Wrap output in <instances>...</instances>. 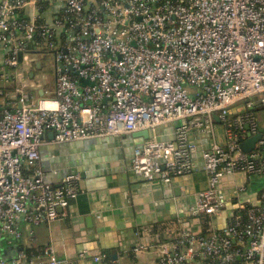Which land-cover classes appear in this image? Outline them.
I'll use <instances>...</instances> for the list:
<instances>
[{"label": "built area", "instance_id": "1", "mask_svg": "<svg viewBox=\"0 0 264 264\" xmlns=\"http://www.w3.org/2000/svg\"><path fill=\"white\" fill-rule=\"evenodd\" d=\"M44 1L47 22L38 16L43 0H0V240L19 238L21 221L66 219L80 191L76 174L46 182L39 165L46 133L63 144L147 130L130 159L144 182L170 184L191 174L200 152L208 187L187 209L190 219L220 215L230 201L226 178L262 179L257 200L237 202L223 227L210 224L202 235L181 220L159 245L160 264H264V130L250 112H264V0ZM42 55L53 61L52 90L27 88L21 70L27 56L33 64ZM234 107L239 114L229 126ZM167 126L173 138L161 139L158 131ZM193 132L208 134V145L199 150ZM257 133L255 148L242 152L240 144ZM234 188L238 199L245 189ZM151 247L137 241L134 251ZM79 260L46 250L10 258L0 252V264Z\"/></svg>", "mask_w": 264, "mask_h": 264}, {"label": "crops", "instance_id": "2", "mask_svg": "<svg viewBox=\"0 0 264 264\" xmlns=\"http://www.w3.org/2000/svg\"><path fill=\"white\" fill-rule=\"evenodd\" d=\"M1 57L0 53V60ZM41 60L37 61L39 69L36 68L37 62L29 67L22 66L21 70H25L30 81H26L27 88L32 89L30 85L39 84L35 81L36 74L47 67ZM238 111L236 107L230 110L229 121L236 118ZM258 119L260 129L264 130V117L259 116ZM215 128L217 141L223 143L222 124L216 121ZM158 134L161 139H172L173 127L161 128ZM52 137V133H46V142L39 150V165L46 182L58 185L62 176L76 174L79 176L80 191L70 201L66 219L39 225L21 221L19 238L0 240V252L4 257L10 258L7 255L12 249L16 250L13 256L28 249L32 252L46 250L58 258L74 262L82 254L79 264H160L159 245L169 233L172 235L175 232V226L182 227L181 220L193 222L191 227L194 231L191 230L202 233V218L190 219L187 216V209L194 205L197 194L208 187L200 152L191 174L163 184L159 180L144 182L131 171L133 150L145 140L134 133L63 144L53 143ZM191 138L199 150L209 142L208 134L193 132ZM236 176L234 181L232 177L223 181V192L230 201L220 215L209 219V225L223 227L234 215L237 202L252 203L257 200L262 179L251 177L253 192L243 200L240 195L246 191L250 178L245 176L243 184L237 183L238 187L244 185L245 189L237 199L233 198ZM137 241L152 247L135 252ZM96 255L101 256L99 262L93 261ZM193 264L202 263L195 260Z\"/></svg>", "mask_w": 264, "mask_h": 264}, {"label": "rangeland", "instance_id": "3", "mask_svg": "<svg viewBox=\"0 0 264 264\" xmlns=\"http://www.w3.org/2000/svg\"><path fill=\"white\" fill-rule=\"evenodd\" d=\"M28 59H29V57L27 56V59L26 60H24V64L23 65H21V66H27V67H29L31 64H30V62L28 61ZM42 59V60H41ZM41 62H42V64L45 66V65H47V67H45L46 68V70L45 71H41V72H39V73H37L36 75V80L35 81H37V83H39L41 86H46V88L47 89H52V87H53V83H54V81L52 82V74H54V71H53V61H52V58H51V56H46V55H42L41 56ZM26 76H27V74H26ZM28 81H29V79L28 78H26ZM30 82V81H29ZM259 116H261V117H264V112L263 113H260V112H258V113H256V117H257V119H258V117ZM215 130H216V128H215ZM246 181V178H245V175L244 174H242V173H239V174H237V176H236V179H235V184L237 185V183L238 184H243L245 181ZM253 179L252 178H250V180H249V183L245 186V188H246V191H244V192H240L241 193V195L240 196H242V199L244 200V197L246 196V195H249L251 192H253V182H251ZM243 187H244V185H243ZM228 188H231V186H229ZM193 224V222L191 223V221H189L188 220V222H187V227L191 230H193V227H191V225ZM194 231V230H193Z\"/></svg>", "mask_w": 264, "mask_h": 264}, {"label": "trees", "instance_id": "4", "mask_svg": "<svg viewBox=\"0 0 264 264\" xmlns=\"http://www.w3.org/2000/svg\"><path fill=\"white\" fill-rule=\"evenodd\" d=\"M39 13H40V15H38V16L40 17L39 20H40L41 22H47V21H48V18L50 17L51 8H47V7H46V1H44V0H43V3H42V9L39 11ZM260 110H261V108H259V109L252 108V109L250 110V112H251L252 114H254V113H258V112H260ZM231 123H232V122L229 121V122H228V125H229V126L232 125ZM228 125H227V126H228ZM242 214H243V213H242ZM242 217H243V215H242ZM208 221H209V218H208V217H203V218H202V229H203V230H202V233H201L202 235L207 233V230H208V228H209ZM178 228H179V227H176V226H175V228H174L175 232L173 231L172 233H177ZM170 238H171V233H169V236H166V239L164 240V242H168V241L170 240ZM15 252H16V250H13V249H12V250H10V253H9V255H7V256H8V257H11V256L14 255ZM24 252L26 253L27 256L30 257V256L40 255V254H42L43 251L32 252V251L26 249V250H24Z\"/></svg>", "mask_w": 264, "mask_h": 264}, {"label": "water", "instance_id": "5", "mask_svg": "<svg viewBox=\"0 0 264 264\" xmlns=\"http://www.w3.org/2000/svg\"><path fill=\"white\" fill-rule=\"evenodd\" d=\"M18 60H19V62L22 61V54H19ZM36 68L37 69L40 68L39 62L36 63ZM78 82L81 85L86 84V81L83 79H80ZM134 134H135V136L142 137L143 139H147L149 137V131H147V130L135 132ZM260 136H261L260 133H257L254 135H249L248 138L240 144L241 151L244 153H249L250 151H252L255 148V144L259 140Z\"/></svg>", "mask_w": 264, "mask_h": 264}]
</instances>
